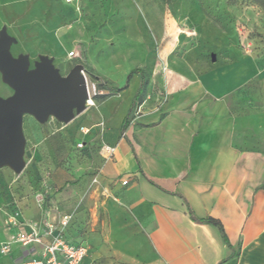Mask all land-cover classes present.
<instances>
[{"label": "crops", "instance_id": "obj_1", "mask_svg": "<svg viewBox=\"0 0 264 264\" xmlns=\"http://www.w3.org/2000/svg\"><path fill=\"white\" fill-rule=\"evenodd\" d=\"M255 70L239 61L198 77L176 73L157 103H136L141 77L133 74L121 90L85 110L68 161L46 169L40 191L22 170L7 168L0 177V244L28 232L29 223L38 225L41 242L12 243L0 264L38 258L57 233L87 247L81 264H92V252L102 255L108 239L118 253L127 243L143 264H264V96L246 86L260 79ZM117 81L111 84L120 86ZM79 141L83 146L76 148ZM104 145L115 148L112 158H104ZM37 191L47 200L40 202ZM78 194L87 196L77 209ZM89 204L110 216L107 236H77ZM13 212L17 223L5 226V214ZM63 215L70 219L61 227ZM124 217L136 223L129 242L131 232L119 229Z\"/></svg>", "mask_w": 264, "mask_h": 264}, {"label": "rangeland", "instance_id": "obj_2", "mask_svg": "<svg viewBox=\"0 0 264 264\" xmlns=\"http://www.w3.org/2000/svg\"><path fill=\"white\" fill-rule=\"evenodd\" d=\"M2 28L12 37L10 54L26 55L28 69L41 56L51 57L62 75L82 64L95 104L109 93L96 87L98 81L118 80L123 86L133 68H141L146 79L136 103L146 98L157 103L168 93L174 74L198 77L215 65L239 61L256 68L253 77L260 71V79L248 80L246 86L264 96V0H0ZM75 49L79 56H68ZM12 93L0 69V98ZM90 108L67 123L53 115L39 121L23 114L22 171L35 190H41L46 169L68 161L76 124ZM7 168L0 166V177ZM39 191L35 197L46 201ZM86 196L78 194L77 209ZM98 207L87 206L79 238L91 231L107 236L113 229L108 213ZM127 220L118 222L126 233L136 225ZM131 235L124 240L129 242ZM106 241L102 255H90L92 264H143L127 243L118 253Z\"/></svg>", "mask_w": 264, "mask_h": 264}, {"label": "water", "instance_id": "obj_3", "mask_svg": "<svg viewBox=\"0 0 264 264\" xmlns=\"http://www.w3.org/2000/svg\"><path fill=\"white\" fill-rule=\"evenodd\" d=\"M12 37L0 30V69L4 80L13 89L7 98H0V166L9 165L15 172L23 168L24 136L21 123L24 113L39 121L48 115L67 123L85 109L88 97L83 65L76 63L62 75L51 57L41 56L28 69L26 55L13 57L9 52Z\"/></svg>", "mask_w": 264, "mask_h": 264}, {"label": "built area", "instance_id": "obj_4", "mask_svg": "<svg viewBox=\"0 0 264 264\" xmlns=\"http://www.w3.org/2000/svg\"><path fill=\"white\" fill-rule=\"evenodd\" d=\"M71 1V0H67ZM68 56H74V51H70ZM88 91V90H87ZM85 109L89 107L95 106V102L93 97L88 92V97L85 99ZM95 126L99 131L104 130L105 124L104 121H98ZM80 131L82 133H87L89 130L86 127H80ZM76 148H81L83 143L79 141L76 143ZM114 147L109 145H104L101 147V151H106V155L104 156L105 159H110L113 157L114 154ZM97 178L93 177L91 179L90 184H96ZM127 183L126 179L122 180V184ZM16 212L13 213H6L3 219L5 226L10 224H16ZM70 219L69 215H63L60 218L59 224L61 227L67 225ZM47 230L46 233H51L53 226L49 223H46ZM29 231L28 232H18L14 235H9L7 239H5L0 244V253L7 254L10 252L11 244L12 243H21V244H29V243H40L41 242V235L38 230V225L36 223H29L28 224ZM87 253V247L82 244H72L68 242L61 233H57L51 242L44 244L39 257L27 261L15 262L13 264H81V261L85 257Z\"/></svg>", "mask_w": 264, "mask_h": 264}, {"label": "trees", "instance_id": "obj_5", "mask_svg": "<svg viewBox=\"0 0 264 264\" xmlns=\"http://www.w3.org/2000/svg\"><path fill=\"white\" fill-rule=\"evenodd\" d=\"M136 73H139L141 75L140 88L138 90V93L136 94V99H138V97L142 91L143 85L145 84L146 79H145V75H144L141 68H133L131 71H129L127 79H129L133 74H136ZM123 86H116V85H113L111 83H108L107 81H104V82L98 81L96 83L97 88L102 89V90H107L109 92L108 94L118 92L119 90H121L123 88ZM129 121H130V115L128 114L123 120V123L121 126L122 130H125L128 127ZM74 143H75V139L73 140V145H74ZM208 220L214 224H218L219 229L221 230V233L223 235V238L226 240L225 233H224L222 227L220 226V224L213 218H209Z\"/></svg>", "mask_w": 264, "mask_h": 264}, {"label": "bare ground", "instance_id": "obj_6", "mask_svg": "<svg viewBox=\"0 0 264 264\" xmlns=\"http://www.w3.org/2000/svg\"><path fill=\"white\" fill-rule=\"evenodd\" d=\"M86 83H87V82H86ZM87 84H88V83H87ZM88 85H89V84H88ZM88 85H87V90H88V92H89V88H90V87H88ZM89 93H90V92H89Z\"/></svg>", "mask_w": 264, "mask_h": 264}]
</instances>
